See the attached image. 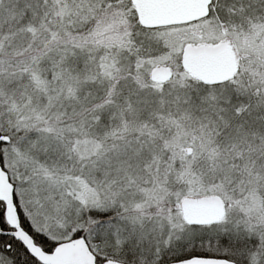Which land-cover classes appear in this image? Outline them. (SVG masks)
Listing matches in <instances>:
<instances>
[{
    "label": "snow or ice",
    "instance_id": "snow-or-ice-1",
    "mask_svg": "<svg viewBox=\"0 0 264 264\" xmlns=\"http://www.w3.org/2000/svg\"><path fill=\"white\" fill-rule=\"evenodd\" d=\"M0 264H264V0H0Z\"/></svg>",
    "mask_w": 264,
    "mask_h": 264
}]
</instances>
